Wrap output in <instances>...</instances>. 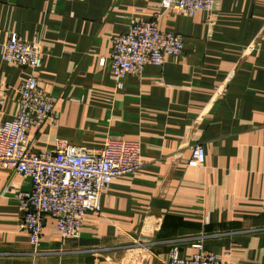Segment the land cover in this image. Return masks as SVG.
<instances>
[{
    "label": "crops",
    "instance_id": "0c3cea01",
    "mask_svg": "<svg viewBox=\"0 0 264 264\" xmlns=\"http://www.w3.org/2000/svg\"><path fill=\"white\" fill-rule=\"evenodd\" d=\"M161 3L0 0V123L16 117L32 74L3 60L17 33L44 49L35 75L59 116L32 129L28 151L59 140L100 149L113 139L140 143L144 162L112 181L78 237L63 241L48 218L38 251L15 199L30 182L0 169V264H168L174 249L190 257L195 244L230 264H264V0H219L194 16ZM149 21L182 35L184 53L118 90L112 40ZM195 145L206 160L191 168Z\"/></svg>",
    "mask_w": 264,
    "mask_h": 264
},
{
    "label": "built area",
    "instance_id": "2783aa9c",
    "mask_svg": "<svg viewBox=\"0 0 264 264\" xmlns=\"http://www.w3.org/2000/svg\"><path fill=\"white\" fill-rule=\"evenodd\" d=\"M218 1L162 0L161 7L164 11L194 16L200 12L213 13ZM183 53L182 35L160 30L156 21L134 22L112 40L109 66L116 89H123L124 79L141 75L146 66L164 65ZM44 55L41 45L25 42L17 33L10 35L2 53L5 62L32 70L20 88L16 117L0 123V169L11 170L30 182L31 189L18 192L15 199L22 217L20 229L28 233L34 251L41 247L48 218L55 220L63 241L78 237L86 216L101 212L102 194L112 181L144 166L138 142L108 139L104 147L90 149L59 140L52 151L41 154L28 151L32 129L48 121L56 125L59 119L54 111L56 99L40 89L35 75L42 67ZM100 64L105 66L106 60L102 59ZM205 160L201 145L191 147L188 167H200ZM193 247L198 252L190 257H181L174 249L168 264H230L222 255L204 252L201 244Z\"/></svg>",
    "mask_w": 264,
    "mask_h": 264
}]
</instances>
